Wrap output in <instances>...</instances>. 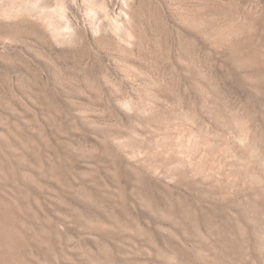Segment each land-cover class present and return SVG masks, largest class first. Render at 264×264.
<instances>
[{
	"label": "rangeland",
	"instance_id": "obj_1",
	"mask_svg": "<svg viewBox=\"0 0 264 264\" xmlns=\"http://www.w3.org/2000/svg\"><path fill=\"white\" fill-rule=\"evenodd\" d=\"M231 17L254 22L239 24L233 31L226 23ZM222 27L229 34L218 33ZM213 84L227 109L218 110L213 102ZM234 111L240 112L243 123L233 120ZM32 115L54 142L73 146L68 150L78 149L79 143L83 149L92 147L73 154L72 169L97 170L108 182L104 208L111 213L99 212V222H86L61 209L56 212L50 203L43 212L53 220H41L32 240L20 239L14 246L0 243V264H213L206 257L204 238L194 234L190 209L179 205L176 196L191 194L187 184L194 182L205 208L213 204L214 211L222 209L228 199L212 193L213 188L234 179L232 174L221 179L218 173L224 171L223 165L196 169V159L188 154L198 143L195 124L203 125L208 138L200 143L204 152L210 148L209 140L223 133L231 141H240L236 134L242 125L247 131L264 132V0H0V116L23 124L31 123ZM190 130L189 140L182 139ZM145 140L156 144V153L169 141L186 177L152 171L151 160L143 154L131 157L130 142ZM230 152L224 150L219 158L246 173L249 209L263 230L264 207L252 203L264 201V158L256 150L249 156L246 148L238 156ZM168 165L173 170L177 164ZM99 166H106L105 170ZM144 195L154 197L164 210H153ZM217 210L212 220L221 224L222 210ZM78 218L86 223L75 222ZM146 224L153 236L141 230ZM235 239L244 241L240 234Z\"/></svg>",
	"mask_w": 264,
	"mask_h": 264
},
{
	"label": "bare ground",
	"instance_id": "obj_2",
	"mask_svg": "<svg viewBox=\"0 0 264 264\" xmlns=\"http://www.w3.org/2000/svg\"><path fill=\"white\" fill-rule=\"evenodd\" d=\"M253 14L254 13H252V15ZM192 16H193L192 18L195 17L193 14H192ZM245 18H244L245 21L239 22V19L235 21V20H233L235 18L231 17L226 22L227 27L230 30H233L234 27L239 25V24H240L239 26L245 27V25H250V24H252V22H254V21H251L250 19L248 20V17H245ZM249 18H251V16H249ZM219 28H217V29H219ZM236 29L237 28H235L234 30H236ZM222 30H223V27L219 30L218 33H220V31H222ZM225 30H226V28L221 32L223 35L225 34L224 33ZM236 31L234 33H236ZM226 33L229 34V32H226ZM235 42H237V40ZM239 42H241V41H239ZM245 43L247 44V42H245ZM249 45H252V44L249 43ZM258 46H256L257 47L256 49H258ZM242 47L244 48V46H242ZM250 47L252 48L253 45L249 46V48ZM245 49H247V48H245ZM254 49H253V51H254ZM230 50L232 51V49H230ZM247 50L249 51V49H247ZM254 52H256V50ZM247 53L249 55V52H247ZM253 54H255V53H253ZM251 56H252V54H251ZM256 56H255V58H256ZM252 58H253V56H252ZM253 61H254V59H253ZM240 66L242 67L241 63H240ZM200 70H199V72H200ZM200 74H201V72H200ZM200 74H198V75H200ZM196 76H197V74H196ZM203 81H204V79H203ZM210 81H211V79H210ZM200 83H202V82H200ZM216 86L217 85L213 84L210 86V88L212 89L211 93H212V98L214 99L213 102L216 101V105L218 106L217 109L219 110L221 108H226L227 105L224 102L222 103L221 100L219 99L220 98L219 91H218V87H216ZM207 91L208 90H206V92ZM199 94L202 95V93H199ZM201 95H199V96H201ZM204 95H206V94L204 93ZM209 95H208V97H209ZM202 97H203V95H202ZM206 100H207V97H206ZM196 101H197V98H196ZM202 101H203V99H202ZM209 102L210 101H208V103ZM197 103H198V101H197ZM199 104H201V103H199ZM212 105H213V103H212ZM209 107H210V105H209ZM199 108H201V106H199ZM207 108H208V106H207ZM229 109H230V107H229ZM213 110H215V109H213ZM33 112H35V111H33ZM234 112L235 113H233V112L231 113L233 120H235L237 123H243L242 115L240 114V112H238V111H234ZM32 114H34V113H32ZM45 116H47V114ZM31 117L33 118V120L31 119L32 120L31 123L25 121L23 124H20L19 120H16L15 118H14L15 121L10 122L9 117L3 118L0 116V118H1L0 119V243H5L6 245H9L12 243L11 245L14 246V244L18 243L17 241H19L20 239L29 240L31 238V240H32V237L35 236L37 234V232L40 230L41 220L47 219V220L52 221L53 219L51 217L49 218L48 214H46L47 211L45 213L43 212V211H45L44 207H48L47 206L48 204L50 207V205H51L50 203H52L54 205V207L57 208L56 212H59L57 210L61 209L66 214L69 212V213L73 214L74 216L77 215V216L84 217L86 222L88 220H92V219H96V221L99 222L98 221L99 220L98 219L99 218L98 217L99 212L102 213L103 211L106 212V210H107L106 208H104L105 207L104 204L105 205L107 204V199H108V194L106 193V185L108 182L106 183V181L104 179H102V177L97 173V170H94V169L85 170L84 168H83L84 170H73L72 169L74 166H76V165H74V162L72 161L75 159V158L72 159L73 154L79 155V154H82L86 151L88 152L92 147L90 146L91 148H89L85 144L89 149H83L82 146H80L82 143H79V146H78V144H77L78 142H77L76 148H78V149H76V150L69 149L68 150L67 148H69L70 147L69 145H71V144H69L68 147H66L67 145L63 146L62 144H60V142L62 143V141L56 140V142H54L53 141L54 137L53 138L50 137V136H52V134L50 136H48L49 133H48V135L46 134L48 132L46 130V127H45V130L47 132L43 130L41 123L36 119L37 117H35V116L33 117V115ZM20 118H21V116H20ZM50 118H49V120H50ZM57 118H59V116ZM27 120H29V118ZM20 121H22V120H20ZM55 123H57V120ZM48 124H49V122H48ZM62 127L64 128V126H62ZM61 131H62V129H61ZM195 131L197 134L198 143L194 144L192 147L189 148L188 154H189L190 158L196 159V161L198 163V165L196 164V169L203 171V169H205V168L208 169L214 163L218 166L223 165L224 171L218 173L220 175V177L226 176V178H227L228 175H226V174H232L233 175L232 177H234V179L230 176L233 179V182H231V183H227L228 179H225V180H227L226 183L222 184L220 186V188L217 187L215 189V188H213L214 186L212 185L213 186L212 187L213 188L212 193L214 192L217 196H220L221 198H223V200L228 199L227 201H225L226 206H224L222 209H218L219 211L222 210L220 212V215L222 216L221 219H223L221 221V224H219L220 222L215 223L214 222L215 220L214 221L212 220L213 219L212 216H214L213 212H215L217 210L216 209L214 211L215 206L213 204H209V205H207V208H205L204 205L202 203H200L201 198H200V196L197 195L198 192L196 193L194 191V188L197 186V184L194 182L187 184V188L190 190L188 192L191 193V194H189L190 196L189 195L184 196L181 194H178L176 196L177 200L179 201V202L177 201L178 204L179 205L181 204L184 208L190 209V211H191L190 217L192 219L190 221V223L194 226V234L196 232L197 236L199 234L200 238H201V236H202V238H204V242L206 244L204 245L203 248L206 252V257H208V259L211 260V262L213 264H223V263H225V264H264V242H262L264 228L262 230V227L260 226L261 223L258 222L255 213L249 209V201H248L249 195L245 192V189H248V187L244 188L245 184H246V181H245V177H246L245 174L246 173L245 172L240 173V172L235 171V169L230 164L225 163L224 161H221V158H219V156L221 155V153L224 150H226L227 152L231 151L230 153L232 155L238 156L240 149H244V148H246L248 150V152H250L249 156H250L252 150L253 151L256 150L257 155L260 156L262 154V157L264 158V139H263L264 132H262L261 130L247 131V127L245 125H242V127L240 129V133L236 134L240 137V141H237V140L231 141L229 135L223 133V134H221V136L218 139L214 138L213 139L214 141H211L212 139H210L209 140L210 141V143H209L210 148L208 149L207 152L206 151L204 152L202 150L203 148H201L202 146H200V143L206 142L208 138L204 137L205 133H203V125L201 123L195 124ZM50 132H51V130H50ZM55 132L56 131H54L53 133H55ZM186 134H188V135L187 136L183 135L182 139L189 140V137L191 134H193V131L190 130L189 133L187 132ZM51 139H52L53 143H52ZM57 139H59V138H57ZM72 144H75V143H72ZM130 144H131L130 156L136 157L139 154H143L144 157H147L148 159L151 160L150 161L151 167L149 166L148 168L152 169V171L160 169V171L163 172L164 174L166 173L167 175H169V174L177 175L178 179L181 177H183V178L186 177L184 175L185 174V171L183 170L184 168H181L179 166L180 163H182V160L176 159V152L173 148L171 150V143L169 141H168V143L165 142V144H166L165 149L163 148V150H161L159 153H156V151H155L156 144H154L151 141H146V142L131 141ZM182 146H184L183 143L181 144V147ZM107 147H105V148H107ZM93 148H95V147H93ZM103 150L104 149H102V151ZM107 152H108V150H107ZM91 154H93V152ZM105 155L107 156L108 154H105ZM102 158H101V160L104 161V159H102ZM113 158H115V157H113ZM206 158L208 160H206ZM171 161L176 162V164H177L175 166L176 168L173 170H171V167H169V165H168L171 163ZM104 163L105 162H103L102 164L105 165ZM247 165H248V163H247ZM104 167H106V166H104ZM104 167L100 168V166H99V168L101 170ZM101 170H99V171H101ZM103 170H105V169H103ZM105 172L107 174V170ZM103 176H107V175H103ZM88 177H90V178H88ZM112 178H113V176H112ZM213 178H217V177H213ZM140 179H142V178H140ZM221 179H222V177H221ZM99 180H100V182H98ZM181 180H184V179H181ZM138 181H139V179H138ZM64 185H65V187H64ZM207 186H208V184H207ZM140 187H142V184H140ZM144 189H146V188H143V190ZM123 191H124V195H125L126 192L124 189H123ZM123 191L120 189V192H123ZM142 193H143V191H142ZM112 195H114V194L112 193ZM118 195H119V193H118ZM227 195H229L231 197V199H229V197H226ZM120 196H121V194L119 195V197ZM213 196H215V195H213ZM217 196H215V197H217ZM144 197H145L149 207L153 208V210H155L157 212L158 211L162 212V210H164V207H163V209L161 207H159V205L157 204L156 199L154 197L148 196V197H151L150 199L146 195H144ZM262 197H263V195H262ZM42 202H44V203L42 204ZM148 205H146V207H148ZM161 205H164V202ZM201 205H203V206H201ZM252 205L255 208H263L264 207V201H257V202L252 203ZM116 208H115V210H116ZM151 208H149V209H151ZM51 209H54V208H51ZM115 210H113L112 212H115ZM218 210H217V212H218ZM258 211H260V209H258ZM109 212L107 211L106 215ZM183 212H185V211H183ZM39 213L41 214V216L39 215ZM65 215H64V217H65ZM117 215L119 216V212ZM66 216H68V215H66ZM152 216H154V215L152 214ZM187 216H189V214ZM215 216H217V214ZM108 217H106V218H108ZM59 218H61V217H59ZM103 219H104V217H103ZM116 219H115V221H116ZM80 220L81 219H79V221H78L76 219L75 222L77 221V223H80ZM113 220H114V218H113ZM86 222L82 221V224L86 223ZM112 222H114V221H112ZM53 223H55V222H53ZM114 223H116V222H114ZM114 223H111V224L113 225ZM122 223H124V222H122ZM137 223H139V222H137ZM199 223L200 224L202 223V224L200 225ZM49 224H52V223H49ZM89 224H90V222H89ZM111 224H108V225H111ZM54 225H56V224H53V226ZM98 225H100V224L98 223ZM94 226L95 225H93L92 227H94ZM73 227L76 228L77 226H75V224H74ZM110 227L112 228L113 226H110ZM150 227L148 226V224H146V226H143L141 228V230H143L144 233L146 232V234L153 236V232H152ZM152 227L154 228V225ZM155 227H156V224H155ZM46 228L49 229L48 227H46ZM154 229H156V228H154ZM200 229L203 230L202 233L199 232ZM142 234H143V232H142ZM191 234H193V233H190V235ZM236 234L237 235L240 234L241 237L243 236L244 241L236 240L235 239ZM211 236H213V237H211ZM210 240H211V242H210ZM28 242H30V241H28ZM203 248L201 247L200 249H203ZM17 249H18V246H16V250ZM174 250H176V249H174ZM4 251H2V252L5 253L8 250L5 252ZM19 252H22V251H19ZM85 252H87V251H85ZM193 252H195V251H193ZM154 256H155V254H154ZM185 256L186 255H184V258H185ZM181 257H183V256H181ZM6 258L9 260L11 259V258H8L7 256H6Z\"/></svg>",
	"mask_w": 264,
	"mask_h": 264
}]
</instances>
